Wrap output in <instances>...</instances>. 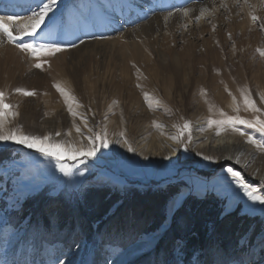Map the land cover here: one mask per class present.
<instances>
[{
    "label": "rangeland",
    "instance_id": "1",
    "mask_svg": "<svg viewBox=\"0 0 264 264\" xmlns=\"http://www.w3.org/2000/svg\"><path fill=\"white\" fill-rule=\"evenodd\" d=\"M204 1L57 0L37 34L21 40L40 45L59 43L64 51L31 56L3 40L2 45L13 49L0 56V90L17 113L9 117L8 127H16L28 135L49 136L52 141L62 136L77 147L88 143L91 129L106 136L110 143L93 157L60 161L69 169L65 173L52 157L13 141H0V153L9 151L0 160V264H186L183 259L186 253L179 247L170 253H156L155 249L183 200L189 195L203 197L207 193L217 194L227 213L237 209L239 214L256 217L255 223L261 228L252 245L246 236L236 251L229 254L218 251V256L211 251L217 256L211 264H264V203L250 200L227 172L228 168L238 171L245 183L264 197V152L231 129L220 134L242 138L239 141L255 152L246 166L230 159L219 161L208 151L204 153L201 146L208 132L216 133L215 125L209 126V119H222L221 113L245 119L260 115L264 119V112L246 110L242 95L250 93L257 107L264 109L260 99L264 95V55H261L264 30L260 28L264 23V0L226 4L193 35L178 36V45L189 39L199 45L204 39L210 40L215 52L201 60L205 47L196 48L199 56L194 58L195 70L190 75L195 79L208 76L207 79L200 84L199 81L183 84L180 80L169 93L167 83H145L142 80L146 79L145 74L135 66L134 79L122 76L121 70L132 63L129 48L84 55L69 52L81 44L112 39L156 15L181 11ZM38 3L40 0H0V15L15 13L14 17L25 21L33 11H39ZM250 14L261 19L254 23ZM240 25H245L243 30ZM168 45L172 47L174 43ZM43 61L46 63L42 68L34 66ZM137 73L142 76L137 77ZM56 84L75 98L76 102L69 103L77 115L68 111L65 97L54 87ZM18 87L34 91L35 95L17 93L14 89ZM218 91L228 100L221 99ZM185 121L190 123V129L181 135ZM77 127L83 134L77 133ZM240 127L257 140L264 139L254 129ZM161 138L167 139L165 145L172 153L168 152L161 161L143 159L140 152L144 149L162 151L155 144ZM122 142L134 151L123 150ZM205 156L212 159L206 160ZM174 184H178V190L164 207L166 219L152 232L140 231L143 220L137 215H132L123 228L105 221L121 200L102 222L85 233L77 232L76 227L67 223L50 221L45 225L38 217H30L34 208L46 205L49 196H61L75 204L86 189L108 187L129 203L136 192ZM27 201L29 204L25 206Z\"/></svg>",
    "mask_w": 264,
    "mask_h": 264
},
{
    "label": "trees",
    "instance_id": "2",
    "mask_svg": "<svg viewBox=\"0 0 264 264\" xmlns=\"http://www.w3.org/2000/svg\"><path fill=\"white\" fill-rule=\"evenodd\" d=\"M8 154L9 151L0 153V160ZM177 190L178 184L147 189L132 194L127 203V198L121 199L122 194L108 187L88 188L75 204L61 196H49L46 205L34 208L30 217H38L45 225L50 221L61 225L67 223L74 229L76 227L77 232L85 233L90 232L94 224L102 222L111 208L121 200L105 221L123 228L131 221L132 215H137L143 220L140 231L152 232L164 223V207ZM26 204L28 206L29 201ZM255 221L256 217L239 214L237 209L227 213L224 202L217 194L207 193L203 197L189 195L174 212L155 252L170 253L179 247L186 253L183 258L186 264H211L218 256V251L226 254L236 251L243 237L247 236L248 244L252 245L261 231ZM211 251L217 256L212 255Z\"/></svg>",
    "mask_w": 264,
    "mask_h": 264
},
{
    "label": "bare ground",
    "instance_id": "3",
    "mask_svg": "<svg viewBox=\"0 0 264 264\" xmlns=\"http://www.w3.org/2000/svg\"><path fill=\"white\" fill-rule=\"evenodd\" d=\"M236 1L238 0H206L203 3H198L184 8L181 11L179 10L156 15L132 29L120 32L112 39L81 44L69 52H72V54L74 52L79 55H84L94 52H112L115 51V48L127 51L129 48L133 54V57L131 58L132 63L130 66L126 64V69L124 68L121 70L122 76L133 78L132 73L135 72L133 70V67L135 66L138 68L139 72H143L145 74L146 79L142 80L145 83L147 82L148 85H150L149 82L152 83L155 81L162 82L164 84L167 83V93H169L173 87H176L174 83L181 82L180 80L183 81V84H189L193 81H199L200 84V81L204 82L208 76L203 77L200 75V77L195 79L193 78V75H190L193 70H195L194 58L199 56V53L196 52V48L202 46L205 47V54L201 55L200 58L201 60H205L207 56L215 52V45L207 39L202 40L200 45L190 39V41L186 40L183 44L178 45L177 37L185 36L187 33L193 35L194 30L201 27L200 25L204 23L207 24L209 21H212V16L216 13L218 14L220 7ZM232 11L234 13V10ZM185 12H187V14H185ZM13 15H15V13L9 14V16L14 17ZM0 17L4 16L0 15ZM14 18H18L20 27H23L28 22V19L23 21L20 17L15 16ZM242 26L245 27V25H240V30H243ZM170 42L174 43V46L170 47L168 45ZM2 43L3 41H0V56L5 54L6 51L13 49L5 44L2 45ZM182 74L184 76L183 78H181ZM139 76H142V74L137 73V77ZM226 79L230 82L229 78L226 77ZM187 84H185L186 87L188 86ZM199 84L197 83V86ZM201 85L203 86L204 84ZM217 95H219V97L221 96V99L225 98L228 100V98L220 91L217 92ZM227 103L230 104L231 102L227 101ZM199 106L203 110L205 109L203 104L199 103ZM196 136L200 138L201 134L196 133ZM144 138L145 137H142L140 139L143 140ZM239 140L242 141L243 139L240 137L237 139L227 133L217 135L215 132L214 134L208 132L206 140L201 144V146L203 147L204 153H207L208 151L211 156L213 155V157H217L219 161L223 159H230L241 167H244L246 166L248 159L255 156V152L249 146L245 147V144L241 143ZM56 141L62 143L68 142L72 144L69 142V139L66 141V138L63 139L62 136L56 139ZM157 143L158 146H160L159 149H161V152L164 154L161 155L160 151L145 152L144 149L140 152L143 159L145 157H149L151 160H155L156 158L158 161H161V158H164L167 154H169L168 152L172 153V151L165 145V143L168 144L167 139L161 138L160 142L157 141L155 144L157 145ZM137 144L136 146H138ZM120 146L123 150L129 152V145L122 142ZM136 146L134 147L140 150V147Z\"/></svg>",
    "mask_w": 264,
    "mask_h": 264
},
{
    "label": "snow or ice",
    "instance_id": "4",
    "mask_svg": "<svg viewBox=\"0 0 264 264\" xmlns=\"http://www.w3.org/2000/svg\"><path fill=\"white\" fill-rule=\"evenodd\" d=\"M56 4L57 0H47V3L40 0V3L37 4L39 11H33L31 17L28 18V22L23 27L19 26L18 18H14L12 16L0 17V41L6 40L8 43L14 44L20 51L31 56H37V54L41 52H44L47 55H55L64 51V47L59 43L40 45L34 44L31 41L24 42L21 40V37H34L37 34L38 30L41 29V26L45 25L46 18L49 17V13L56 6ZM185 14H187V12H185ZM250 16L254 23L261 19L255 14H250ZM260 28L261 30H264V23L260 24ZM17 41L20 42L18 43ZM70 46L74 47L75 45ZM261 55H264V52H261ZM43 63H46V61L36 63L34 66L36 68H42ZM54 87H56L57 91L65 97V103L68 104V111L73 116L77 115V113L72 111L71 104L69 103V101L76 102L75 98L68 94L64 88H61L60 85L56 84ZM14 91L25 96L35 95L34 91H29L19 87L15 88ZM5 95V92L0 90V141H13L15 143L25 145L30 149H35L44 156L52 157L57 161L60 170L65 173H67L69 169L60 163V161L65 158L68 160H79L81 157L87 159L95 156L101 148L109 147L110 141L106 138V136L94 133L91 129H89L91 135L87 137L88 143L77 147L70 143L52 141L49 136L28 135L16 127L10 128L7 126L9 124V117H15L17 113L13 111V105L6 102ZM242 95L246 110H251L257 114L264 112V109L257 107L256 102L251 98L250 93ZM145 97L147 99V94H145ZM260 99L264 102V95L260 96ZM149 106L151 107V105ZM235 111L238 112L239 108L237 107ZM221 115L223 116L222 119H209L208 121L209 126L215 125L217 135H219L221 131L231 129L241 137H244L246 143L253 145L258 151L264 152V139L257 140L251 134L244 131V128L240 127L243 125L245 128L254 129L256 132L264 136V119H261L260 115H255L252 119H245L239 115L227 116L224 113H221ZM189 129L190 123L185 121L183 128L181 129V135H183L185 131H189ZM76 131L77 133L83 134L81 133V129L79 127L76 128ZM57 135H59V133H57ZM120 135L123 136L124 134L121 133ZM128 150L134 151L131 147H129ZM204 159L210 160L212 157L205 156ZM227 172L250 200H259L264 203V197L257 195L256 190L245 183L238 171L228 168Z\"/></svg>",
    "mask_w": 264,
    "mask_h": 264
}]
</instances>
